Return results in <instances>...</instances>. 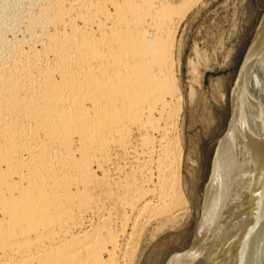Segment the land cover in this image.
<instances>
[{
  "label": "bare ground",
  "instance_id": "6f19581e",
  "mask_svg": "<svg viewBox=\"0 0 264 264\" xmlns=\"http://www.w3.org/2000/svg\"><path fill=\"white\" fill-rule=\"evenodd\" d=\"M203 1L0 0V264H140L183 219L195 89L177 36ZM262 37L207 191V258L184 264H264Z\"/></svg>",
  "mask_w": 264,
  "mask_h": 264
},
{
  "label": "rangeland",
  "instance_id": "374dc122",
  "mask_svg": "<svg viewBox=\"0 0 264 264\" xmlns=\"http://www.w3.org/2000/svg\"><path fill=\"white\" fill-rule=\"evenodd\" d=\"M261 36L264 37V0H204L180 28L177 44L182 52V81L187 91L195 89V103L193 108L190 106L195 109L187 116L186 131L191 153L190 205L185 218L158 231L156 239L144 245L140 264H184L196 253L201 255L195 262L207 258L203 236L207 191L215 178L224 176V171L217 175L218 163L236 131L235 101L246 91L247 72L253 64H261V55L254 57L258 49L255 43ZM259 83L253 79L250 86L258 87ZM212 254L214 264L216 251Z\"/></svg>",
  "mask_w": 264,
  "mask_h": 264
}]
</instances>
